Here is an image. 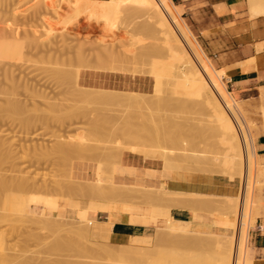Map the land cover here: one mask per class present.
Masks as SVG:
<instances>
[{
	"label": "bare ground",
	"instance_id": "bare-ground-1",
	"mask_svg": "<svg viewBox=\"0 0 264 264\" xmlns=\"http://www.w3.org/2000/svg\"><path fill=\"white\" fill-rule=\"evenodd\" d=\"M61 1L62 0H60L59 2L61 3ZM63 3H67V4H65L67 6H65V5L63 6ZM63 3H61V4H62L63 8L65 7V9H64L65 12H67L66 7H68L67 10H70V11H68V13H70V14L66 13V15H69V17L71 19L73 18V21H75V25H77V28L76 27L75 28L78 29V31H77L78 35H80L81 32L83 31L84 35H87V36H84L83 34H81L80 36L77 35L78 36V37L76 36L77 38L75 36H72V37L67 36V38L70 37V39L68 38L69 41L70 40L74 41L77 39L80 41L76 42V44H78V46L75 43H73L74 45L77 46L76 47V46H73L72 43H69L68 39L66 38L67 40L64 42H61V43L64 45L69 44V45H71V47L73 46L76 48L75 49L73 47L69 48V46L67 45L68 47L65 46L66 47L65 49H68V48L69 49L66 50L65 52H64V50H65L64 47L60 48L59 46L56 45L59 43V42H56L57 36L55 35L56 36V38H54L55 40L52 39V40H54L55 46H57L58 49L60 48V50H58L56 47H54V50H58V51H60V53L57 51L55 53H58V54L54 55V53H53V56L51 58L54 59V62L52 61V59H50V56H47L48 57L47 59H50V60H48V61H50V63L52 61L53 63H55L58 66L62 65V68H59L60 66L57 68L56 67L52 68V67H54L55 64L52 65V63H51L52 69L49 67L48 71L51 69V71L54 74H56L54 76L55 77L58 76V78H56L57 81H60V79L63 77V80H61V82L63 84L71 83V84L65 85V88H68L66 86H70V85L73 86V89L76 92V94H75L76 98L71 97L72 95H69L71 93L70 91L72 89L69 91V88H68L69 92H67V91L64 92L66 89L64 88L65 90H63V87L60 86V84H59L60 88H62V90H63V91H60V93H59V91H58V93H56L57 98L60 102L51 103V104H47V105H48V107L51 108V110H54V111L56 110L55 113H57V111H60L58 109L60 108V106H62V103L64 101L66 102V100H68L69 98L77 99L74 102H79L77 104V107H79V108H77V107L74 108L76 106L75 103L73 104V106L75 105L74 107L69 108V106L72 104L67 102V104H69L67 106L68 109H66L67 107L65 108L66 104L63 105L62 109H66L63 111V114H66V113L69 114L68 110H70L71 108H72L71 111L72 110H75V111L79 110L80 106H78V105L80 103H82L83 105L87 104L85 106H89V105L95 106L96 108H98V110H99V108L101 109L104 106H107V107H105V109L103 108L100 111L101 112H111V118H112V112H115V113L118 112L119 113V114L117 113L116 116H115V113H113L114 116L117 118V120H115L117 122H116V124L114 123L115 127H114V129L112 128V130H114L113 133L116 132L118 134V136L116 138H119V140H121V141L115 142L117 145L114 147V152H113V155L115 154V156H113L115 158V160L113 161L112 164L110 163L111 165L109 164L107 167L106 163H108L109 160L107 161L106 159H105L106 163H103V162L100 163V161H98L100 164L98 163L99 165H97V167H96V178H95V180L89 181V182H81V183L77 182L78 185L74 184V186H76V187H74V189H72L77 193L76 195H80L81 197L86 196V195L93 196L95 198L94 200H96V201H94L95 203L92 202V204L90 201V207H92V206L95 207L94 208V211H95L96 205L98 206V209H100V206H101L102 207V209H100L101 213L108 214V216H107L108 220L106 222L105 221H103V222L98 221L97 220L98 214H92L90 211H87V210H89L88 208H85L87 212H84L85 211L84 208H83L84 211H81L78 202L74 200L75 202H77V203H74V202H72L73 201L72 199L70 202L71 211H70L69 216H68V218H71V220H68L65 222L60 221V220L56 219L55 217L49 216L48 214H47V216H35V217H32L30 219L32 222H34L36 224L39 223L41 226H44L43 227L44 229L46 227H49V229L55 228V230L53 229L55 232L56 229L59 228V230L57 229V231H59V233H60V229H64V231L63 230L61 231L63 234H64V232H66L65 229H67L68 232L69 231L71 233L73 232L72 234L68 233V235H71L73 240L75 239V241L73 243H77L76 242V235H75V237H73L74 233L77 234V240H78V235H79V238H80L79 242L80 243L78 244V246H75V247H74V245L72 246L74 248V250L76 251V255L79 257L80 256L85 257V258L87 257V260H88V257H90L89 258L90 260L93 257L92 260H95V261H89V260L88 261H80L77 263L72 262L71 260H64V261H59L58 264H73V263H75V264H111V263H113V264H251L249 258H246V256H245V253H246L245 249L247 247V242L250 241V230L251 229L248 231V237H247L246 231L249 228V224H250V217H251V212L253 209L252 199H254V197H253L254 187H256L255 184H257V183H255V182L258 179V178L256 179V177H257V175H256L257 160H256L255 153L253 151L252 137L248 133V127L250 124L242 121L240 113L238 112V110L234 106L233 99L231 98L230 94H228L222 86L223 78L227 76L225 70L224 69H215L212 67V65L209 62H207L205 60V58L203 57V55L201 54V52L197 48L194 40L192 39V37L188 33L187 29L185 28V26L182 24L179 17L177 16V13L175 11L172 0H73V1L64 0ZM63 8H61V9H63ZM250 10H251L254 18L256 16L259 17L260 15H263L264 14V5L262 4V0H250ZM59 12H61V11H58L56 14H54V15H56V17H55L56 19L54 21L58 20L55 23V25L56 26L62 25V26H60V29H62V30H66L67 28L70 29V27L66 26V25H68L67 23H69V22H67L65 20V18L67 19L68 17L65 16V13L63 12V10H62V12L64 13V15H63V13H59ZM101 18H104L105 22L108 24L110 31H113L110 27H112V28L114 27L116 29H119L121 24L120 25H118V24L122 23L123 26L125 25L131 29L130 30L128 28L129 31L132 32L131 35L123 36L127 40H125V38L122 39L121 36H120V38L116 37L114 32L117 34V30L115 29L116 31L114 30L112 36L110 35V33H112V32L109 33L111 38L108 36H107L108 37L107 38L105 35H103V36L101 35L99 38L95 39V41L91 40L92 41L91 42L90 38H89L90 34L92 35V34L96 33L97 30H98L97 31L98 33L100 32L99 29H97V27H99V26H97L95 28L94 26L96 24L93 26L92 22L94 21V19L99 21ZM83 20H85V22L81 23V21H83ZM54 21H52V22H54ZM73 21H72V23H74ZM69 25H71V24H69ZM81 25H83L84 27H81ZM114 25H116V26L118 25L119 28L114 26ZM65 26L67 28H65ZM123 26L121 27V29L123 28ZM89 27H91L90 31L92 29H94V30H92L93 33L89 32V30H88ZM108 27L106 28V30L108 29ZM81 28H86L87 30L84 31ZM76 29H75V31H76ZM80 29H81V32H80ZM108 32H109V30H108ZM108 32H107V35H108ZM4 33L6 34V30ZM136 33L137 34L138 33L139 34H146V35H143V37L145 36V39L144 38L143 39L144 40H152V41L144 42V40L141 39L142 35H140L141 37L138 36V38L135 37V36H137ZM133 34H135V35H133ZM147 34L151 35V36H147ZM1 35H3V32ZM62 35H63V33H62ZM3 36H0V39H2V38L4 39V41L3 40L0 41V69L3 70V73L5 74L6 78L9 79L10 85H12V86L10 87V85L8 84V81H6L5 84H6V86L8 84V87H10V88H14L13 91L16 90V93L18 92L17 89H19L20 87H22V89L24 88L25 92H26L24 95H25V98H27V101H25V100L23 101L21 99L20 100L19 99L13 100V97H12V101H10L9 100L10 98H8V100L10 101V102H8V100L6 98L7 101L4 99L6 101V102L5 101L4 102L7 104H4V107H6V105H8V104H10V105L7 106L5 111L3 110L4 107L1 108L0 112L1 111L6 112V110H7L6 113H7V115H9L8 112H10V110H11V113L16 115V117L17 116L23 117L25 115V118L29 117V115H31L32 117L31 118L29 117L30 122H31V120H33L32 122H34V119H33L34 116L30 112H28L29 109H27V108H28L30 103L35 105L38 97L45 98V96L40 95V93H38L36 91H30L31 88L28 87L29 86L28 84L25 83V85H24L22 83V81L20 82V81H18L17 78H15L16 76L14 77V74L11 71V69L6 66V65L12 66L13 65L12 62H11L12 65L10 63H8V64L5 63L3 65L2 62H4V60H21L23 58V53H24V52L22 53L21 50L23 49V47H25L23 45L25 40H29V41H31V40L37 41L38 40L37 43H39V45H40L39 47L41 48V44L39 42V41H41V38L39 40L38 38L35 39L36 36L35 37L30 36L31 37V39H30L28 36V38H26V39L23 38L24 42L22 44V41H21L22 36H21L18 39L21 42V44L23 45V46L21 45L22 49H20V46L16 42H10L9 39H8V42H6L7 40H5V39H7V38L5 36L4 37ZM58 36H60V34ZM63 36L61 38H63ZM113 36H115V37H113ZM18 37L19 36L16 35V38H18ZM73 37H75V38L72 40L71 38H73ZM94 38H96V36ZM64 39H60L59 41H62ZM44 40H46V39H44ZM28 42H25V43L30 44V46H31L32 41L30 43H28ZM65 42H68V43H65ZM118 42H119V44H118ZM34 43H32V44L35 45L36 43L35 44ZM41 43H43V42H41ZM36 45L38 46V44H36ZM262 45H264V44H262ZM44 47H43V51L46 50V49H44ZM61 47H62V45H61ZM49 49H51V48L49 47ZM92 49H95L97 52L95 50H92ZM34 50H35V47H34ZM54 50H51V51H54ZM89 50H91L90 51L91 53L87 52ZM258 50H261V46L258 48ZM32 51H33V49H32ZM35 51H33V52H35ZM40 51H41V49H40ZM28 53L31 54V52H28ZM28 53H26V54H28ZM39 53H41V52H39ZM32 54H34V53H32ZM36 54H37V52H36ZM69 55H70V58L68 61L65 59H61L62 57L64 58V56H69ZM24 57H26V55ZM71 60L72 61L75 60L76 63L72 62V64L70 65L71 68L69 70H68V68L64 69V67L67 66L68 62ZM46 69L47 68H45V70ZM60 71L63 72V75L61 74L62 72H60ZM105 72L117 73L118 75H121L124 77H128V76H126L127 73H131L135 76V77H133L134 79L140 78V75H147V76H149V80H153V84H152L151 88H148L146 86H139V85L136 86V85H128V84H124L122 86H119L116 83H107L104 81H100L96 76H94L96 74H103ZM59 73L62 75L61 78H60L61 75L59 76ZM4 74H2V75H4ZM106 74H108V73H106ZM50 75L52 76L51 73H50ZM91 77H93V79ZM22 84L24 85V87ZM0 86H1V84H0ZM8 87H6V88H8ZM2 90H4V89H2ZM5 91L6 90H4L3 92H5ZM22 91H20V92H22ZM0 92L2 93V91H0ZM7 92H8V89H7ZM65 93H68V95L70 97L68 95H65V97L68 96L69 98L66 97L65 98L66 100L61 102L64 98L62 99L61 98L62 95H60V94H65ZM72 93L74 94V92H72ZM151 93H152V95H151ZM21 94H23V93H21ZM14 95H15V93L12 96H14ZM10 96H11V94H10ZM18 96H19V94H18ZM16 97L14 96V98H16ZM72 99H70V101H72ZM173 99H178V100L180 99L181 101H183V103L187 99V102H185V103H189V102H192L193 104L196 103V105H194V106L200 105L201 107L200 106L199 107L203 108L200 111L203 112V110H206L205 111V114L207 115L206 116V118H207L206 122L209 123V125L212 123V121L215 122V124L214 123H212V124H214L215 129H217V133L219 132L218 136H219V134H220V136L224 134L223 136L226 138L228 143L222 142L224 139L223 136H222L223 139H222V137L219 136L222 139V141H221V139H219V140L222 143H224V146L226 145V148H227L226 150L229 149V146L231 148V152H230V150H228L227 152H230V154L228 153V156H230V157L232 156V159L229 157L228 160H230L229 164H231L230 165L231 174H233L235 176V178L233 179V180H235L234 183H236L238 181V179L241 181V179L245 177V173H246V177H245L246 183L244 185V192H243V198H242V204H241L242 208L240 207V203H241V201H240L241 191L240 190L235 195H228L226 200L222 198L223 200H225L223 202L224 203L223 205L225 207V208L223 207L224 213L221 212L222 216L218 215L215 223L219 226H223L224 228L231 229L232 231H234V234H232V235L218 234V237H221V240L219 238L220 242H219L218 238H216L215 235H212L211 238L208 236L209 239L206 236L207 240L205 238H203L202 234L206 232V223L201 222V221H193L192 228H178V227L171 226L172 221L177 219L172 215V212H171L172 207H174V208L176 207L177 209L181 208L182 210L184 208L191 207V206H188L190 202H188L189 200L187 197H186L187 201L183 197L180 198L179 195L181 193L179 192V190L169 189V188L164 190V189L156 187V186L136 187V186H131V185H127V184H122V183H119L115 180V176H116L117 171L130 170V169H135V168H142V169L148 170V173L150 176H156V175L161 174L163 176L171 177L174 173L173 172L174 170H176V169L180 170V168H184L182 166L185 164H182V163H184V161H186V160H188L186 162H189V161L194 162L196 160V162L200 165V168L202 167L201 169L196 168V170H198V171L201 170V171H199L200 173L202 172V173L206 174V172H207L208 174L213 173L210 175H215V171L217 172L216 167H218V165L217 164L213 165V167L216 170L213 167H211V164L208 165L209 163L212 162V161L210 162V158L208 156H207L208 159L206 158L207 161L204 160V164H203L202 160L205 159V157H206L204 155L205 157L203 159L201 158L202 157L201 155L203 153H201V155H200L201 157H200L198 155V153L197 154L195 153V149L193 150V148H192L194 153L199 156L198 160L201 159L198 162L196 155H194L195 159L193 158V160H191L192 158H190V156H187L189 153H187L186 156H185V154L180 155L179 153H178L179 154L178 155V154H176V151L173 149L174 146L171 148L172 145L176 144L175 142H178V141H176L177 137H172L173 136L172 133L174 131L171 133V131L167 130L168 127H170L169 125H172L170 119L168 120L167 118H165L166 115L165 116L163 115L164 117H162L160 114H161L163 108L167 109V111H168L167 113H169L171 108L169 107L170 110H168V108H166V107L169 106L170 103H172ZM175 103H176V101H175ZM1 105L2 104H0V106ZM181 105H182V103H181ZM173 106L174 105H172L171 107H173ZM186 106H187V104H186ZM190 106H192V105H190ZM9 107H10V110L8 111ZM95 107H93V109H95ZM81 108H82V106H81ZM91 109H88L87 111L93 113ZM89 110H91V111H89ZM102 110H104V111H102ZM148 110L150 113H148ZM188 110H190V109H188ZM65 111H67V112H65ZM75 111H73V112H75ZM84 112H86V111H84ZM84 112H82V115H86V114H83ZM96 112H98V111H96ZM11 113H10V115H11ZM77 113H79V111H77ZM47 114H48V112L46 113V115ZM59 114H60V116L63 115L60 112H59ZM68 114H66L67 117H65L66 116L65 115L64 118L70 119L74 113L71 112L72 116L69 114L70 117H68ZM79 114L81 115V112ZM94 114H95V110H94ZM98 114H100V113H98ZM165 114H166V111H165ZM181 114H184V113H181ZM5 115H6L5 113H4V115H3V113L1 114V116H3V117ZM7 115H6V117H7ZM57 115H58V113H57ZM74 115H75L74 117H76V114H74ZM87 115L89 116V113ZM92 115L90 114V116H89L90 120L92 119V117H94ZM103 115H104V117L106 116L105 114H103ZM178 115H177V117H179ZM45 116L43 115V118ZM60 116H58V117H60ZM109 116H110V114H109ZM22 117H19V118H21V120H23V123H25V121L28 120V118H26V120H24V119H22ZM101 117H102V115H99V119H96V120H103L104 118L100 119ZM47 118H49V115H48V117L46 116V119ZM60 118H62V117H60ZM95 118H98V117H95ZM95 118H93V120H91L90 122L87 120L89 122L88 124H90L93 121L91 124L94 125V119ZM204 118H205V116H204ZM211 118H213V119H211ZM0 119H1V117H0ZM2 119L4 120L5 118H2ZM12 119H10V121H12ZM52 119H55V117ZM208 119H209V122H208ZM61 120H60V122H61ZM111 120H114V119L112 118ZM4 121H2V122H4ZM14 121H16V120H14ZM52 121H54V120H52ZM106 121H108V122H106ZM210 121H211V123H210ZM2 122H1V124H2ZM7 122H8V120H7ZM18 122H20V121L18 120ZM35 122H36V118H35ZM55 122H57V120H55ZM105 122H106V124L109 123V118H108V120L106 119ZM176 122H174V120H173L172 123H176ZM10 123L12 124V122H10ZM20 123H21V131H22L23 125H22V122H20ZM26 123H27V121H26ZM96 123H98V121ZM99 123L101 124L102 122H99ZM4 124H2L1 127L2 126L6 127ZM9 124L6 123V125H9ZM15 124H17L18 127L20 126L19 123L14 122V125ZM111 124H113V122L112 123L110 122L109 126ZM95 125H97V124H95ZM243 125H244V128H243ZM12 126H13V124H12ZM100 126H98L96 128L98 129ZM30 127L28 125V128H30ZM90 127H92V126H90ZM103 127L105 128L106 126H103ZM194 127H196V126H194ZM197 127H199V126H197ZM24 128L26 130L27 125H25ZM92 128H90V129L92 130ZM107 128L108 127H106L105 131H101V129H100V131L105 132V134H107L108 133ZM179 128H180V126H179ZM4 129L5 128H3L2 130H4ZM95 129H93L91 131L92 133L95 131L94 134L96 132H98ZM176 129H175V131H176ZM18 130H19V128H18ZM102 130H104V129H102ZM112 130H110V131L112 132ZM220 130L223 134L220 132ZM0 131H1V129H0ZM106 131H107V133H106ZM185 131L187 132V130H185ZM2 132H1V134H2ZM182 132H183V130H182ZM183 133H185V132H183ZM193 133H195V132L193 131ZM200 134H202V133H200ZM95 135L98 136L99 134H95ZM214 135H212V139H213ZM102 136H104V135L102 133H100V136H98V137L101 138ZM105 136H107V135H105ZM174 136H177V135L174 134ZM0 137L2 138L4 136H0ZM98 137L95 136V139L93 137H92V139H94V141H95L97 138L96 141L100 140V142H104L103 139L98 140ZM108 137H111V136H108ZM89 138H88V140H87V138H85L84 140L77 142V143H70V142H67L65 140H63V141L61 140L62 142L58 141L60 143H57L59 145L56 144L59 147V151H57V152H61L60 151V148H61L62 152L64 149H65L64 152L65 151H67V152L72 151L71 152L72 155H73V153H74V155L76 154L78 157L76 155H75V157L78 159H80V158L85 159V157H89V156H92V157L95 156L96 157L98 155L99 151L97 152L95 150L99 149L98 146L100 144L99 145L96 144L97 148H95V146L94 147L91 146V144L93 145V143L90 144L88 142ZM116 138L114 136V139H116ZM192 138H191V140H192ZM0 140H2V139H0ZM3 140H4V138H3ZM104 140L106 141V138H104ZM111 140L112 139H110V141ZM194 140H195V138H194ZM194 140H193V142H194ZM210 140H209V142H210ZM107 141H108V139H107ZM198 141H200V140H197L196 143H198ZM202 141H204V140H202ZM5 142L6 141H2V144H0V145L3 146L5 144ZM117 142H119V145L117 144ZM168 142H169V144L172 143V145H170V147H167L168 145L167 146L165 145ZM190 143H191V141H190ZM212 143H214V142H212ZM212 143L209 145L212 146L213 145ZM185 144H187V143H185ZM227 144H228V147H227ZM179 146H180V144H179ZM205 146H203V147L205 148ZM215 146H216V143H215ZM58 147L56 148V146H55V149H58ZM68 147H70L69 150H67ZM203 147H202V150H204ZM107 148H109V147H107ZM110 148H111V150H113L112 147H110ZM183 148H184V146H183ZM0 149H1V147H0ZM10 149L8 148V150H10ZM52 149H54V148H51V150ZM102 149L105 150L104 147ZM185 149H186L185 151L187 152L188 150L186 147H185ZM188 149H189V147H188ZM198 149H199V147H198ZM1 150H0V152H2ZM6 150H7V148H6ZM6 150H5V152H6ZM109 150L110 149H108V151ZM214 150H215V148H214ZM45 151L47 152V150H45ZM106 151L107 150L100 152V154L98 156L100 157L101 153H103V157L105 156V158H107L106 157V153H107ZM190 151H191V148H190ZM40 152H42V151H40ZM44 152H43V154H45ZM54 152H56V150ZM201 152H203V151H201ZM208 152H209V150H208ZM3 153H4V151H3ZM7 153L9 156V151ZM204 153H205V151H204ZM231 153H233V155ZM46 154L49 155L48 153H46ZM60 154H62V153H60ZM65 154H67V153L65 152ZM205 154H209V153H205ZM38 155H41V154H38ZM109 155L112 157V152H111V154H108V158H109ZM191 155H193V154H191ZM10 156H9V158H10ZM13 156H14V153H13ZM70 156L71 155H69V157ZM122 156H124V157L122 158ZM1 157L5 161L6 158H3L4 156H0V158ZM61 157L65 158V160L62 158L63 162L64 161L68 162V159H67L68 155H66V157H65V155H62ZM71 157L74 158V156H71ZM99 157L97 159H102V161H103V157L102 158H99ZM111 157H110V159H113ZM187 157H189V158H187ZM72 158H71V160H69V163L73 161ZM90 158L91 157H89V160H90ZM120 158H122V160ZM181 158L182 159L185 158V160L184 159L182 160ZM218 159L216 158L215 160L218 161ZM58 160L60 161V159H58ZM212 160H213V158H212ZM180 161H182V163ZM7 162H8V159L5 163H7ZM67 162H65V163H67ZM179 162H180V164H179ZM206 162H207V164L205 165ZM230 162H232V163H230ZM5 163L3 162L2 164L4 165ZM59 164H58V166L61 168L62 164H61V166ZM178 164L179 165L182 164L181 167L179 166L180 168L178 167ZM212 164H214V163H212ZM69 165H72V163ZM201 165H205V166H201ZM207 165L211 167L210 170H209V167ZM2 166H0V167H2ZM105 167H107V168H105ZM188 167H190V166L188 165ZM188 167H186V168L188 169ZM232 167L235 171H233V169L231 170ZM63 168L65 169V167H63ZM191 169L188 171H191ZM213 169H214V171H212ZM67 170H68V168L65 170L66 173H67ZM70 171L71 170L69 168V172ZM104 171L110 173V177L105 178L103 175ZM232 171L236 172L235 174H237V177L234 173H232ZM244 171H245V173H244ZM180 172H182V171H180ZM243 174H244V177H243ZM62 175H63V173H62ZM217 175H219V174H217ZM57 177L58 176H56V178ZM68 177H70V173H69ZM27 178H29V177L27 176ZM232 178H231V181H232ZM8 179H9V177H8ZM15 180H18V179H15ZM24 180H25V177H24ZM55 180H57V179H55ZM5 181H6V178L4 181L1 180L0 185L4 186V188H6L8 190L7 186H5V185L9 182L8 181L5 182ZM11 181H14V180L12 179ZM19 182H18V184H19ZM27 182H28V180H27ZM24 183H23V185H24ZM28 183H30V182H28ZM62 183H64V181H62ZM62 183H60L61 186H62ZM10 184H12V183H10ZM10 184H8L9 187H10ZM18 184H16L17 187H18ZM29 186H31V185H29ZM44 186H45V184H44ZM61 186H60V188H61ZM60 188H58V189L60 190ZM10 189L11 188H9V192L12 193V190L10 191ZM14 189H15V187H14ZM19 190H20V188H19ZM3 191H6V190H2V192ZM55 191H57V190H55ZM47 192H48V190H47ZM4 193L5 192H3V194ZM45 196H47V195L45 194ZM177 196H179V197H177ZM76 197L79 198V196H76ZM93 197H91V198H93ZM210 197H211V195H210ZM1 198L2 197H0V199ZM87 198L85 197V199H87ZM179 198L182 200V202ZM196 198H198V197H196ZM224 198H226V197H224ZM206 199L203 198L201 200V198L200 199L198 198L200 203H201V201H205ZM219 199H221V197H219ZM183 200L185 202H183ZM209 200H211V201L209 202ZM21 201L22 200H19V202H21ZM206 201H207L206 204L208 205L207 206L208 211H209V208H210V210L211 209L213 210L212 212H215L214 209H216V213H217V209H219L218 206L220 204H216L217 208H214L215 200L207 199ZM41 203H46V199L38 198L35 200L34 198L30 197L29 200H27V202L25 203V205H15V210H19L20 212H29L28 210L32 206H35V208H37V209H35L34 212L38 213V208H39V205ZM81 203L84 204V202H81ZM86 203H88V202H86ZM127 203H130V205L132 204L133 206L132 205L128 206ZM184 203H185V205L187 204V206H183ZM192 203H193V201H192ZM208 203L213 204V205L211 206ZM215 203H218V202L216 201ZM88 204H86V205H88ZM195 204H193V205L195 206ZM190 205H192V204L190 203ZM1 206H2V204H0V207ZM196 206H198V204H196ZM196 206L191 207V208H193V210H194V208H196ZM200 207L201 206H199V210H201ZM239 207H240V215H239ZM118 208H120V209L126 208V210L129 212V217H130L129 221L131 223L149 224L154 219H167L169 225L167 228H162V227L157 228L155 240H154L155 246L151 245V246L145 247V246H137V245H133V244L119 243V244H115V246L109 247L108 251L106 252V254H107V256H106L105 252L102 253V250H103L102 241L104 240V238H106V240H107V238L110 237L111 227H113L112 226L113 223L119 219L118 217H115V215H114V210L118 209ZM98 209H97V211H98ZM195 210H198V209H195ZM0 211H2L1 208H0ZM218 212H219V210H218ZM1 214H2V212H1ZM2 217H3V215L0 218H2ZM82 218H85L87 220L82 221ZM190 219L193 220V215H191ZM39 224H37V225H39ZM55 234L57 235L56 232H55ZM51 235L52 234H50V236ZM64 235L66 237H68L67 240H65L66 237L62 236V238L63 237L65 238V239L63 238L64 241L70 243L71 239L69 238V236H67V234H64ZM212 237H215L216 240ZM236 237H237V239H236ZM40 238H41V235H40ZM57 238L59 240V238H61V236L59 235V237H57ZM62 238L60 239V242L58 241L57 243L61 244ZM54 239L55 238L52 239V242L54 241ZM69 239H70V242H69ZM211 239L214 242V246L216 245L215 247L216 248L218 247V249H215V247L213 246V243L211 242ZM209 240L211 242L210 244H209ZM56 241H57V239H56ZM215 241L219 242V244L216 243ZM65 242H63V243H65ZM54 243H56V242H54ZM54 243H51V244H53V246H55V250H58V248L60 249V247L63 244L62 243L60 246L58 244L54 245ZM73 243H70L69 246H67V247H70V245H72ZM84 243L86 246L84 245ZM87 243H89V244L91 243L90 244L91 246L90 247L87 246ZM56 245H58V248H56L57 247ZM66 245H67V243H66ZM211 246L214 247L215 250H213V248H211ZM63 247H65V245H63ZM72 247L69 248L70 251H71ZM113 247H116V248H113ZM202 247L203 248L205 247L204 248L205 251L200 252L202 250ZM207 247L209 248V250L211 248V250H210L211 252L213 251V253H211L212 257L209 256L210 254L207 255V253H205V252L209 251ZM198 248L200 249L199 251L197 250ZM64 249H61V250H64ZM206 249H207V251H206ZM217 250L219 251V253H217L218 252ZM66 251H68L67 248H66ZM103 251H106V250H103ZM90 254H92V255L95 254V257H96V255L97 256H99V255L103 256L104 261L98 260L97 259L98 257H96L94 259V255L91 256ZM214 254H215V256H216V254H217V256L220 255L219 259L217 258V256H216V259L214 258L216 260L215 262H213V259H212ZM70 255L74 256V254L73 255L69 254V256ZM105 256L107 257L108 261H105V259H106ZM14 261H16L17 264H20L23 260H22V258H20V259L17 258ZM109 262H111V263H109Z\"/></svg>",
	"mask_w": 264,
	"mask_h": 264
},
{
	"label": "rangeland",
	"instance_id": "rangeland-1",
	"mask_svg": "<svg viewBox=\"0 0 264 264\" xmlns=\"http://www.w3.org/2000/svg\"><path fill=\"white\" fill-rule=\"evenodd\" d=\"M59 1L58 0L57 1L56 0H53V1L52 0H0V36H3V35L5 36L7 34L5 36L7 38V39H5V40H7L6 42H8V39H9L10 42H16L20 46V49H22V46L23 45L25 46L21 50L22 53L24 52L23 53V58L21 60H4V62H2V64L4 65L5 63L6 64L10 63L12 65V63H13L12 66H8V65H6V66L11 69V71L14 74V77L16 76L15 78H17L18 81H20V82L22 81V83L24 85H25V83L28 84L29 85L28 87L31 88L30 91H36V92L40 93V95L45 96V98L38 97L37 98V102L35 103V105L32 104V103H30L29 106H28V108H27V109H29L28 112H30L34 116L33 117L34 122H32L33 120H31V122L33 124L30 122V119H29V117L30 118L32 117L31 115H29V117H26V118H28L29 121L26 120L25 115L23 117L22 116H17L16 117V115H14V114L11 113L10 107L8 109V111L10 110V112H8V113H9V115L11 113L12 116L11 115L10 116L7 115V113H6L7 110H6V112H4V111L7 108V106L10 105V104L6 105V107H4V104H7L5 102L8 100V98H10L9 99L10 101H12V97H13V100H15V99H19L20 100L21 99L23 101L24 100L27 101V98H25V95H24L26 93L24 88H23L24 90L22 89V87H20L19 89H17V91H18L17 93L19 94V96L16 93V90L13 91L14 88H10L12 85H10L9 79L6 78L5 74L3 73V70L0 69L1 70L0 71V84H1L0 91H2V93L0 92L1 93L0 94V98H1L0 99V104H2L0 106V109L4 107L3 108L4 111H1L0 112V117H1V119L2 118H5L4 119L5 121L3 119L2 120L0 119L1 120L0 121V129H1L0 134L3 131L0 136H4L2 138L0 137V139H2V140H0L1 141L0 144H2V141H6L5 144L3 143L4 144L3 146L0 145V147L2 149V150L0 149L2 151V152H0V156H4L3 158H6L5 161H4V159H2V157L0 158V161H1L0 162V166H2L3 165L2 163L3 162L5 163L7 161V159H8V162L5 163L2 167H0L1 168L0 169V181L1 180L4 181L5 178H6V181L5 182H7V181L9 182V183H7L5 185V186H7L8 190L6 188H4V186H1L0 185V188H1L0 189V192H1L0 193V197H2L0 199V204H2V206H3V207L2 206L0 207L1 210H2V211H0V217L3 215V217L0 218V264H17L16 261H14L17 258H19V259L22 258L23 261L20 264H58L59 261H64V260H71L72 262H76V263L77 262H80V261H88V260L89 261H95V260H92L93 257L91 258V260L89 259L90 257H88V260H87V257L86 258L85 257H82V256L79 257V256L76 255V251L74 250V248L72 246L73 245H74V247L75 246H78V244L80 243L79 242L80 241L79 235H78V240H77V234L74 233L73 237H75V235H76V242L77 243H73L75 241V239L73 240V238L71 237V235H68V233L70 234L71 232L70 231L68 232V230L65 229L66 232H64V234H67V236H69V238L71 239V242H70V239H69V242L70 243H73L72 245H70V247H72L71 248V251L73 250L71 252L69 250L70 247H67V246H69L70 243L64 241V239H65L64 237H66V236L61 232L62 230L64 231V229H60V233H59V231H57V229L59 230V228H57L56 231H55L57 233V235H56L55 232H54L55 228H53L54 230L52 228L49 229V227H46L44 229L43 228L44 226H41L39 223H37V224H39V225H37L36 223H34V222H32L30 220L32 217H35V216H47V214L49 216H51V217H55L56 219H58L60 221H64L65 222V221L71 220V218H68L69 213L71 211V208H70L71 199L73 200L72 202H74V203H77L78 202L81 211H84L83 208L84 209L85 208H88L89 210H87V211H90L92 214H99V213H101V210H100V209H102L101 206H100V209H98V206L96 205V210L95 211H94V208L95 207H93V206L90 207V201H91V204H92V202L96 201V200H94L95 198L93 196L86 195V196L81 197L80 195H76L77 193L74 190H72V189H74V187H76V186H74V184L76 185L77 182L78 183H81V182H89V181L95 180V178H96V167L101 162L106 163L105 159L107 161L109 160V162L106 163L107 167H108V165L110 163L112 164L113 161L115 160V158L113 157V156H115V154L113 155L114 147L117 146L115 142L116 141H119V142L121 141V140H119V138H116L118 136V134L116 132L113 133L114 130H112V128L114 129V127H115L114 123L116 124V122H117V121H115V120H117V118L115 116H116V114L118 112H116V113L115 112H112V118L114 120H111L112 119L111 118V112H101L100 111L103 108L105 109V107H107V106H104V107L102 106L103 108H101V109L99 108V110H98V108H96L95 106H90V105L89 106H85L87 104L83 105L82 103H80L78 105V106H80V109L79 110H76V111L75 110H72L71 111L72 108L70 110H68L70 115H71V112H72V113L76 114V117H74L75 115L73 114V116L71 115L73 118L72 117L70 119L69 118L68 119L64 118V116L66 114H68V113L63 114V111L66 110V109H68L67 106L69 104H67V102L70 103V104H72V105L69 106V108L70 107H74L75 105L76 106L74 108H76L77 107V104L79 103V102H74V101L77 100V99H75L76 98V95H75L76 92L73 89V86H71V85L70 86H66V87L69 88V91L72 89L70 91L71 93L69 95H72L71 97H75V98H73V99L72 98H69L70 96L68 95V93L60 94V95H62V97L61 96L60 97L62 99L64 98L61 102H63L64 100H66L65 98L68 97V96H69L68 97L69 99L66 100V102L64 101L65 103L64 102L62 103V106H60V108L58 109L60 111H57L58 115H57V113H55L56 110L55 111L54 110H51V108L48 107V105H47V104H51V103L60 102L58 100V98H57L56 93H58V91L60 93V91H63L65 89L66 90L64 92H66V91L69 92L68 91V88H65V85L71 84V83H68V84L65 83V84H63L61 82V80H63V77H62L63 72L62 71H60V72H62L61 73L62 75L59 73V76L61 75L60 78L61 77L62 78L61 79L59 78L60 81H57L56 78H58V76L55 77L54 75H56V74H54L51 71V69L52 68H55V67L57 68L59 66H60L59 68H62V65H59L58 66L55 63H53L54 62V59H52L51 57L53 56V53H54V55L55 54H58V53H55L56 51L60 53V51H58V50H60V48H63L64 47V49H65L66 48L65 46H67V45L69 46V48L71 47V45H69V44H67V45L65 44L64 45V44L61 43V42L66 41L68 38L70 39V37L67 38V36H71V37L72 36H75L76 37L78 35V33H77L78 29H76L77 28V25H75V21H73V18L71 19L69 17V15H66V13L67 14H70V13H68V11H70V10H67L68 7H66L67 8L66 9L67 12H65V10H64L65 7L63 8L62 7V4H61V3L64 2V0H62L61 3ZM67 1H69V0H67ZM71 1H73V0H71ZM65 4H67V3H63V6ZM262 4L264 5V0H262ZM65 6H67V5H65ZM61 8H63V9H61ZM248 8H249V15L251 17H253L252 12L250 10V0H249ZM62 10L65 13V16L68 17L67 19L65 18V20L67 22H69V23H67L68 25H66V26L70 27V29H68L65 26V28H67V29L66 30H62V29H60V26H62V25H60V26H58V25L56 26L55 25V23L58 20L54 21L56 19L55 18L56 15H54V14H56L58 11H61L59 13H63ZM179 10H180V14H181V19L193 31L192 26L183 17V10L180 7H179ZM64 13H63V15H64ZM260 16H262V15H260ZM52 21H54V22H52ZM72 21L74 23H72ZM84 22H85V20L81 21V23H84ZM69 24H71V25H69ZM120 24L122 25V23H119L118 25H120ZM92 25L93 26L95 25L94 26L95 28L97 26H99V27H97V29H99L100 32L98 33L97 32L98 30L96 29L97 30V31L95 30L96 33H94L92 35L90 34V37H89L90 38V41L91 40L92 41L93 40L95 41V39L99 38L101 35L102 36L105 35L106 37L108 36V37L111 38V36L113 35L114 30L116 29L114 27L113 28L110 27L113 30V31H110V29L108 27V24L105 22L104 18H101L99 21H97V20L94 19V21L92 22ZM118 25L117 26L114 25V26L118 27ZM121 25H120V28L118 27L119 29H116L117 30V34L115 32H114V34H115L116 37H119L120 38V36H121V38L123 39V38H125L123 36H129V35H131L132 32L129 31L130 28L127 27V26H125V25H124L125 27L122 25L123 26V28H122L123 30H122L121 29V27H122ZM81 27H84V26L81 25ZM107 27H108V29L106 30ZM90 28L91 27L88 28L89 32L90 33L91 32L93 33L92 30H94V29H92L90 31ZM75 29H76V31H75ZM81 29H83L84 31L87 30L86 28H81ZM81 29H80V32H81ZM5 30H6V34L4 33ZM108 30H109V32H108ZM106 31L108 32V35H107V32ZM2 32H3V35H1ZM82 32H81V34L84 35V32L83 33ZM110 32H112V33H110ZM62 33H63V35L65 34L66 36L64 35L65 36L64 37L62 35ZM109 33H110L111 36L109 35ZM193 33L195 34V36H196L198 42L200 43V45L204 48V50H205L206 54L208 55V57L211 58V56L208 54V52H207V50L205 48V45L203 44L202 40L199 38V36H197V34L194 31H193ZM59 34H60V36H58ZM97 34L98 35L100 34V35L98 36ZM138 34L136 33V35H137V36H135L136 38H138V36L141 37L140 35H142V38L141 39H143V38L145 39V36L143 37V35H146V34H139V35ZM16 35L19 36V37L16 38ZM55 35L57 36V38H56ZM61 35L63 36V38H61L62 37ZM80 35H78V36H80ZM133 35H135V34H133ZM21 36H22V40L21 39L20 40L22 41V44L24 42L23 41V38L26 39V38H28V36H29L30 39H31L30 36H34V37L36 36L35 39L38 38L39 40L41 38V41H39L40 44H41V48L39 47L40 46L39 43H37L38 40L37 41L35 40L36 42L34 40H31L32 42L29 41V40H25V42H28V41H29L28 43L31 42V46L32 47L30 46V44H27L25 42L22 45L21 42L18 40ZM84 36H87V35H84ZM95 36H96V38H94ZM115 36H113V37H115ZM147 36H151V35H148L147 34ZM75 37H73L71 39L73 40ZM54 38H56V40H57L56 42H59L58 44H56L57 46L60 47L59 49L57 48V46H55V43H54V40L55 39ZM44 39H46V40H44ZM52 39H54V40H52ZM60 39H64V40L59 41ZM69 39H68V42L69 43H72L73 46H76V45L78 46V44H76V42H79L80 40H78V39L77 40H74V41H71L70 40L71 41L70 42ZM2 40L4 41L3 38L0 39V41H2ZM125 40H127V39L125 38ZM33 41L36 44H38V46ZM149 41H152V40H144V42H149ZM41 42H43V43H41ZM68 42H65V43H68ZM32 43H34L36 46L33 45ZM73 43H75L76 45H74ZM118 44H119V42H118ZM61 45H62V47H61ZM260 46H261V49H264V45L261 44V45H259V47ZM34 47H35V50L36 51L34 50ZM43 47H44V49H46L45 51H43ZM49 47L51 49H49ZM54 47H56L58 50H54ZM76 47H73V48L75 49ZM197 48L199 49V51L201 52V54L203 55V57L205 58V60L208 62V60L205 57V55L203 54L200 46H197ZM32 49L35 52H33ZM40 49H41V51H40ZM68 49H65L64 52L66 50H68ZM51 50H54V51H51ZM92 50H95V49H92ZM27 51L28 52H31V54L28 53ZM90 51L91 50H89L87 52H90ZM36 52H37V54H36ZM39 52H41V53H39ZM26 53H28V54H26ZM32 53H34V54H32ZM25 55H26V57H24ZM47 56H50V59H52L53 62L51 61V63H52V65L55 64L54 67H52L50 61H48L50 59H47L48 58ZM69 58H70V55L69 56H64V58L62 57L61 59H65V60L68 61ZM211 60L213 61L212 58H211ZM72 62L76 63L75 60H73V61L71 60V61L68 62V65H67L68 67L65 66V65H64L65 67L63 66L64 69L65 68H68V70H69L71 68L70 65L72 64ZM49 67L50 68L52 67V68L48 71ZM45 68H47V69L45 70ZM50 73L52 74V76L50 75ZM105 73H111L112 74V72H105ZM2 74H4V75H2ZM113 74H117V73H113ZM126 76H128L129 78L135 77L131 73H127ZM140 77L141 78H147L150 86L152 87L153 80H149V76H147V75H140ZM6 81H8V84L10 85V87H8V84L6 86V84H5ZM59 84H60V86L63 87V90H62V88H60ZM24 85H23V87H24ZM6 87H8V88H6ZM225 88H226V91H228L229 93H231L233 95H237V93H232L231 90L228 89L227 85H225ZM2 89L6 90V91L3 92L4 90H2ZM7 89H8V92H7ZM20 91H22V92H20ZM13 92L15 93L14 96L15 97L17 96L16 98H14V96H12L14 94ZM72 92H74V94ZM261 92L259 94H256L249 101L239 99V104L234 102V106L238 110V112L240 113L242 121L250 124L249 127H248V133L252 137L253 151L255 153L256 160H257V166H256V175H257V177H256V179L257 178L258 179L255 182L257 184H255L256 187H254V193H253L254 194L253 195L254 199H252L253 209H252V212H251L249 228L247 229L246 234H248V231L250 229L252 230V229H254L257 226L258 221L262 220L264 222V160L257 153V149H256V147L254 145V140H255L254 139V134H256L257 128L260 129L259 135L264 134V93H261ZM9 93L11 94V96H10ZM21 93H23V94H21ZM65 95H68V96L65 97ZM151 95H152V93H151ZM6 98H7V100H6ZM70 99H72V101H70ZM9 100H8V102H10ZM175 101H176V103H175ZM185 102H187V99L185 100ZM185 102L183 103V101H181L180 99L179 100L178 99H173L172 103H170V105L166 107V108H168V110H170V108H171V110L169 111V113H167L168 112L167 109L163 108V110H162V112L160 114L162 117H164L166 115L165 118H167L168 120L170 119L172 125H169L170 127H168L167 130L171 131V133L174 131L172 133V135H173L172 137H177L176 138V141H178V142H175L176 144H174V145H172V143L169 144V142L167 144H165V145L166 146L168 145L167 147H170V145H172L171 148L174 146L176 149L174 147H173V149L176 151V154H178V153L180 155L185 154V156H186L187 153H189L187 156H190V158H192L191 160H193V158L195 159L194 155H196L197 153H198L199 156L201 155V153H203L201 155L202 157L200 156L202 159L206 156L205 159L202 160L203 161L202 162L203 164H204V160L207 161V159L209 157L210 158V162L211 161L212 162L211 163L208 162L209 163L208 165L211 164V167H213V165H216L217 164L218 167H219V168L216 167L217 168V172L215 171V175L219 174L217 176H223L224 178H227L228 181L230 180L229 182L234 183L235 180H233V179L235 178V176L233 174H231V171H230V165L231 164H229V161L230 160H228L229 157H230V156H228V153L230 154L231 148L229 146V149L228 150H230V152H227L228 150H226L227 149L226 148V145L224 146V143H222V142H227L228 143V141L226 140V138L223 136L224 134L220 130V132L223 135L220 136V134H219V136L220 137L223 136L224 139H225L224 140L223 137H222V139H223V141H222V139L218 136V133L219 132L217 133V129H215V127H214L215 122L212 121V123H214V124H212L211 121H210V123H211L210 125H209V123L206 122L207 121L206 120L207 119L206 118L207 115L205 114V111L206 110H203V112H204L203 113L202 111H200L201 109H203V108H200L201 107L200 105L194 106V105H196V103L193 104L192 102H189V103H185ZM74 103H75V105L73 106ZM181 103H182V105H181ZM186 104H187V106H186ZM63 105H65V108L66 107L67 108L66 109H62ZM172 105H174L173 106L174 108L171 107ZM190 105H192V106H190ZM81 106H82V108H81ZM93 107H95V109H93ZM77 108H79V107H77ZM88 109H91L93 113L88 112L87 111ZM188 109H190V110H188ZM91 110H89V111H91ZM94 110H95V114L96 113L97 114L100 113V114H98V115L96 114L95 115L94 114ZM149 110H148V113H150ZM73 111H75V112H73ZM77 111H79V113L81 112V115L79 113H77ZM84 111H86V112H84ZM96 111H98V112H96ZM102 111H104V110H102ZM165 111H166V114H165ZM47 112H48V114L46 115ZM59 112L62 113L63 115L60 116ZM65 112H67V111H65ZM82 112H84L83 114H86V115H82ZM2 113H3V115L5 113L7 115V117L8 118L10 117V118L8 119L6 117V115L4 117L1 116ZM88 113H89V116H90V114L91 115L93 114L92 116H94V117L91 116L92 117L91 120H93V118H95V117H98V118H95L94 119V125L91 124L93 121L90 123L91 125L88 124L91 121L89 119V116L87 115ZM113 113H115V116H114ZM181 113H184V114H181ZM69 114H68V117H70ZM103 114H105L106 116L104 117ZM109 114H110V116H109ZM43 115L44 116L46 115L47 117L49 115V118L46 119V116H45L44 117L45 119H44L43 118ZM99 115H102V117L100 119H103L104 118L105 120L106 119L108 120V118H109V123H107L108 125L106 124V122H108V121L105 122L104 119L103 120H96V119H99ZM177 115L179 117H177ZM58 116L62 117L63 119L60 118V117H58ZM204 116H205V118H204ZM19 117H22V119H24V120L27 121V123H26V121H25V123H23V120H21V118H19ZM51 117L52 118L55 117V119H52ZM65 117H67V115ZM12 118L13 119L15 118L14 120H16V121H14ZM35 118H36V122H35ZM6 119L8 120V122H7ZM10 119H12V121H10ZM59 119L60 120L62 119L61 122H60ZM211 119H213V118H211ZM18 120L20 122H22V125H23L22 126V131H21V123L18 122ZM52 120H54V121H52ZM55 120H57V122H55ZM173 120H174V122H176V121L177 122L176 123H172ZM2 121H4V122H2ZM97 121H98V123L99 122H102V123L101 124L100 123L98 124V123H96ZM1 122H2V124L5 123L4 125L6 127H4V126L1 127V125H2ZM10 122H12L13 126H12V124ZM14 122L15 123H19L20 126L18 127L17 124L14 125ZM110 122L111 123L113 122V124H111L109 126ZM208 122H209V119H208ZM6 123H8V124L10 123L9 124L10 126L9 125H6ZM95 124H97V125H95ZM25 125H27L26 130L24 128ZM28 125H29V127L30 126L31 127L28 128ZM100 125L102 127L103 126L108 127L107 128V131H108L109 134L107 133V131H106L107 134H105V132H101V131H105L106 127L105 128L104 127L102 128ZM203 125L205 127L206 126L207 127L205 128ZM90 126H92L93 128L90 127ZM98 126H100V127L97 129L96 127H98ZM179 126H180V128H179ZM194 126H196V127H194ZM197 126H199V127H197ZM3 128H5V129L2 130ZM18 128H19V130H18ZM90 128H92V130L96 128L95 130H97L98 132H96L95 134H99L98 136H100V133H102L104 135V136H102L103 138L102 137L100 138L97 135H95L94 134L95 131L92 133L91 132L92 130ZM101 128L104 129V130H102ZM243 128H244V125H243ZM100 129H101V131H100ZM175 129H176V131H175ZM110 130H112V132ZM182 130L185 133H183ZM185 130H187V132ZM193 131L195 133H193ZM200 133H202V134H200ZM174 134L177 135V136H174ZM211 134L212 135L215 134L214 137H213V139H212V135ZM105 135H107V136H105ZM113 135L115 136L116 139H114V136ZM95 136L98 137V140L99 139H103L104 142H100V140L99 141H96L97 138L94 141ZM108 136H111V137H108ZM89 137L91 139L93 137L94 139L91 140ZM3 138H4V140H3ZM85 138H87V140L89 138V141L88 142L90 144L93 143V145L91 144V146H93V147L95 146V148H97L96 147V144L97 145L100 144L98 146L99 149L98 150L97 149L95 150L97 152L99 151L98 152V155L100 154V152H103V151L107 150L106 151L107 153L105 152L107 158H105V156L103 157V153H101L100 157L98 155L96 157L94 156L95 158L92 157V156H89V157H91L90 160H89V157H85V159L84 158H80V157H79L80 159L76 158L75 157L76 154L74 155V153H73V155H72V153H71L72 151H68L70 154L67 151H65L67 153V154H65V152H64L65 149L63 150L64 153L62 152L61 148H60V151L61 152H57V151H59V147L57 146L59 144H57V143H60L63 140H65L67 142H70V143H77V142H80V141L84 140ZM104 138H106V141L104 140ZM109 138L112 139V140L110 141ZM191 138H192V140H191ZM194 138H195V140H194ZM107 139H108V141H107ZM201 139L204 140V141H202ZM219 139H221L222 142ZM193 140H194V142H193ZM197 140H200V141H198V143H196ZM209 140H210V142H209ZM58 141H60V142H58ZM190 141H191V143L193 145L190 143ZM119 142H117L118 145H119ZM212 142H214V143H212ZM185 143H187V144H185ZM211 143L213 144L212 146L209 145ZM215 143H216V146H215ZM179 144H180V146H179ZM202 145L203 146L206 145L205 148ZM4 146L7 148V150H6V148ZM55 146H56V148L58 147V149H55ZM102 146L105 148V150L102 149L103 148ZM106 146L109 147V148H107ZM183 146H184V148H183ZM187 146L189 147V149H188ZM110 147H112L113 150H111ZM185 147L188 150L187 152L185 151L186 150ZM198 147H199V149H198ZM202 147H203L204 150H202ZM213 147L215 148V150H214ZM227 147H228V144H227ZM8 148L9 149L11 148V149L8 150ZM51 148H54V149L51 150ZM69 148L70 147H68L67 150H69ZM190 148H191V151H190ZM192 148H193V150L195 149V153L196 154L194 153V151L192 150ZM108 149H110L111 151L109 150L110 151L109 152ZM5 150H6V152H5ZM45 150H47V152ZM55 150H56V152H54ZM208 150H209V152H208ZM3 151H4V153H3ZM8 151H9V156L11 155L10 158L8 156V153H7ZM40 151H42V152H40ZM201 151H203V152H201ZM204 151H205V153H209V154H205ZM43 152L45 154H43ZM111 152H112V157L109 155V158H108V154H111ZM13 153H14V156H13ZM46 153H48L49 155H47ZM60 153H62V154H60ZM38 154H41V155H38ZM191 154H193V155H191ZM231 154L233 155V153H231ZM62 155H65V157H66V155H68V158H67L68 159V162L67 161H64L63 162V160H62L63 157H61ZM69 155L74 156L75 159L72 158L71 156L69 157ZM198 155H196L197 160H198V157H199ZM98 157L99 158H102L103 157V161H102V159H97ZM110 157L113 158V159H110ZM123 157L124 156H122V158ZM71 158L73 159V161L69 163V160H71ZM122 158H120V159L122 160ZM187 158H189V157H187ZM212 158H213L214 161L212 160ZM216 158L217 159L219 158L218 161L215 160ZM230 158L232 159V156ZM58 159H60L61 162ZM63 159L65 160V158H63ZM183 159L185 160V158H183ZM200 160L201 159H199L198 162ZM98 161H100V163ZM186 161H188V160H186ZM186 161H184V163H182V161H180L182 164H185V165L182 166L184 168H180L182 164L179 165L180 164V162H179L178 167L180 166L179 167L180 170L179 169L177 170L175 168L176 170H174L173 172H176V171L177 172H180V171H182V172H193V173H198V174L200 173L199 171H201V170L198 171V170H196V168L197 169H201L202 167L200 168V165L196 162V160L194 162H192V161L191 162L190 161L189 162H186ZM65 162H67V163H65ZM71 163H72V165H69ZM212 163H214V164H212ZM230 163H232V162H230ZM58 164L60 166L62 164V166L65 167V169L62 166L60 168L58 166ZM206 164H207V162L205 163V165ZM188 165L192 169L190 167H188ZM205 165H201V166H205ZM107 167H105V168H107ZM186 167H188V169ZM208 167H209V170H210L211 167L210 166H208ZM67 168H68V170H67V173H66L65 170ZM69 168L71 170L70 172H69ZM190 169H191V171H188ZM214 169L212 171H214ZM232 169H233V167L231 168V170ZM233 171H235V170L233 169ZM233 171H232V173L235 174L236 172H233ZM62 173H63V175H62ZM69 173H70V177H68L69 176ZM107 173L108 172H105L104 171V174L103 175H104L105 178L110 177V173H108V174ZM244 173H245V171H244ZM200 174H204V173L201 172ZM206 174H208V173L206 172ZM210 174H213V173H210ZM235 175L237 177V174H235ZM23 176L25 177V180H24V177ZM27 176L29 178H27ZM56 176H58V177L56 178ZM8 177H9V179H8ZM243 177H244V174H243ZM245 177H246V173H245ZM245 177L242 178L241 181L238 179V181L236 182V184H238L239 187H240L239 190L241 191V199H240V201H241L240 207L241 208H242V205L241 204H242V198H243V192H244V185L246 183ZM11 178L14 181H11L12 180ZM231 178H232V181L233 182L231 181ZM15 179H18V180H15ZM55 179H57V180H55ZM27 180L30 183H28ZM115 180L116 181H121V182L123 181V182L133 183L135 181V178L133 176H129V175H116L115 176ZM62 181H64V183H62ZM166 181H167V178H159V179H157L155 177H149V176H146V178H145V183L147 185H149V186H157L161 182H164L166 184ZM18 182H19V184H18ZM59 182L62 183V186H61V184ZM10 183H12V184H10ZM23 183H24V185H23ZM8 184H10V187H9ZM16 184H18V187H17ZM44 184H45V186H44ZM29 185H31V186H29ZM60 186H61V188H60ZM14 187H15V189H14ZM9 188H11L10 191L12 190V193L9 192ZM19 188H20V190H19ZM58 188H60V190ZM2 190H6V191H3V192H5L4 194H3ZM47 190H48V192H47ZM55 190H57V191H55ZM179 192L181 193L179 195L180 198L183 197V198L186 199V201H187V198H188V200H189L188 202H190L192 205L196 203V204H198V206H196V204H195L196 208H194V210H193V208H191V207H195V206L194 205L192 206L189 203L188 206H191V207H188V208H184L183 209V210L189 211L190 212V215H193V220L192 219H188V220H184V222H180V223L177 224L176 223V219H175L174 221H172L171 226L178 227V228H192L193 221H201V222L206 223V232L202 234L203 238H205V239H206V236L207 237L209 236L211 238L212 235H215L216 238H218V240H219V238L221 240V237H218V234H226V235H232V234H234V231H232L231 229L224 228L223 226H219V225H217L215 223L216 218L218 217V215H221L222 216V213L221 212L224 213V211H223V207H224L223 204L224 203L223 202L227 199V196L228 195H216V194H207V193H199V192H189V191H183L182 192V190L181 191L179 190ZM45 194L47 196H45ZM210 195H211V197H210ZM76 196H79V198L76 197ZM179 196H177V197H179ZM30 197L34 198L35 200L38 199V198H44V199H46V203H41L39 205L38 213L37 212H34V210L37 209V208H35V206H32L28 210L29 212H20L19 210H15V205H25V203L27 202V200H29ZM85 197L86 198L88 197V198L85 199ZM91 197H93V198H91ZM196 197H198L199 199L201 198V200L203 198L204 199L207 198V199H213V200H215V202L217 201L218 203H215L214 202V204H215L214 205V208H217V205L216 204H220L218 206L219 209H217V213H216V209H214L215 212H212L213 210L212 209L210 210V208H209V211H208V207H207L208 205L206 204V202H207L206 200L207 199L205 201H201V203H200V201ZM219 197H221V199H219ZM224 197H226V198H224ZM222 198L225 199V200H223ZM19 200H22V201L19 202ZM74 200L77 201V202H75ZM184 200H183V202H185ZM192 201H193V203H192ZM210 201L211 200H209V202ZM79 202L80 203L81 202H84V204L83 203L80 204ZM86 202H88L89 204L86 203ZM181 202H182V200H181ZM86 204H88L89 206L86 205ZM127 205L128 206H131L132 204L130 205V203H127ZM209 205L212 206L213 204H209ZM183 206H187V204L185 205V203H184ZM199 206H201L200 207L201 210H199ZM240 207H239V215H240ZM97 209H98V211H97ZM171 209H172L171 210V212H172L174 209H177V208L176 207L175 208L172 207ZM178 209H181V208H178ZM195 209H198V210H195ZM218 210H219V212H218ZM87 211L85 209L84 212H87ZM1 212H2V214H1ZM102 215H103V217H106V214L102 213ZM102 219L104 220L105 218H102ZM86 220L87 219L82 218V221H86ZM168 225L169 224H168L167 219H161V221L158 224V227L167 228ZM251 230H250V244L248 242L247 247L245 249V251H246L245 256H246V258H249L250 257V254H249L248 251L251 249V252L254 255V260H256L257 252L255 251L254 246L252 244ZM147 231H148L147 234L150 235L151 238L154 239V237L156 235V231H157L156 226L155 225L147 226ZM50 234H52V235L50 236ZM40 235H41V238H40ZM59 235L61 236V238H62V236H64L63 237L64 239L62 238V241L61 242L62 243L65 242V243H63V244L61 243L62 246H61V244L57 243L58 241L60 242V239H61V238H59V240H58L57 237H59ZM209 237H208V239H209ZM53 238H55V239L52 242V239ZM67 238L68 237H66L65 240H67ZM212 238H214L216 240L215 237H212ZM56 239H57V241H56ZM236 239H237V237H236ZM220 240H219V242H220ZM54 242H56V243H54ZM130 242L131 241H129L127 244H130ZM211 242L213 243V246H214V242L212 241V239H211ZM211 242L209 240V244ZM219 242H216V243L219 244ZM51 243H54V245L55 244L60 245L61 246L60 249L58 248V245H56L57 246L56 248H58V250H55V246H53V244H51ZM66 243H67V245H66ZM90 244L87 243V246L90 247L91 246ZM102 244H103V246H102L103 247V250H106V251H103L102 249L101 250H102V253L105 252V255L106 256H107L106 252L108 251L109 247L115 246V244L113 242H111L110 237L107 238V240H106V238H104V240L102 241ZM63 245H65V247L68 249V251H66V248L63 247ZM84 245H85V243H84ZM153 245L155 246L154 240H153ZM249 245H250V249H249ZM214 247L211 246V248H213V250L218 249V247L217 248L215 247V249H214ZM113 248H116V247H113ZM204 248L202 247V250L200 252L205 251ZM211 248H210V250H211ZM61 249H64V250H61ZM197 250L199 251L200 249L198 248ZM208 250H209V248H208ZM210 250L208 251L209 253L208 252H205V253H207V255L210 254L209 256L212 257V254L211 253H213V251L211 252ZM206 251H207V249H206ZM217 253H219V251ZM69 254H72V255L74 254V256H71V255L69 256ZM90 255L91 256L94 255V259L96 257H98L97 258L98 260H103V256H100V255L97 256L96 255V257H95V254H93V255L90 254ZM106 256H105V258H106L105 261H108V259H107ZM216 256H217V254H216ZM216 256L214 254V256L212 258L213 259V262L216 261L215 260L216 259ZM217 258L219 259L220 258V255L217 256ZM109 263H111V262H109ZM73 264H75V263H73ZM111 264H113V263H111Z\"/></svg>",
	"mask_w": 264,
	"mask_h": 264
},
{
	"label": "crops",
	"instance_id": "crops-1",
	"mask_svg": "<svg viewBox=\"0 0 264 264\" xmlns=\"http://www.w3.org/2000/svg\"><path fill=\"white\" fill-rule=\"evenodd\" d=\"M172 2L177 16L196 45L200 46L208 62L215 69L225 70L227 76L223 78L225 82L222 81V86L226 90L225 85H227L232 93H237V95H233L226 91L230 94L233 102L239 104V99L249 101L261 91L264 93V49L258 50L257 48L258 45L264 43V15L251 17L248 8L249 0H172ZM179 7L183 10V17L202 40L214 62L208 57L193 31L181 19ZM94 76L100 81L116 83L119 86L128 84L151 88L146 78L134 79L113 73ZM91 78L93 79V77ZM256 131L254 145L257 153L264 160V134L259 135V128ZM116 175L133 176L135 178L133 183L117 182L136 187H148L145 178L149 176L157 179L167 178L166 184L161 182L156 186L164 190L169 188L216 195H235L240 189L238 184L230 183L223 176L193 172H174L171 177L161 174L150 176L148 170L135 168L117 171ZM172 214L177 218V224L191 218L190 212L187 210L174 209ZM114 215L119 219L111 227V242L127 244L131 241L130 244L145 247L153 245L155 237L153 239L147 234V226L155 225L158 228L161 219H154L149 224L131 223L126 208L115 209ZM107 216L108 214L103 217L102 213H99L97 220L106 222ZM251 237L257 255L254 260L249 245V260L251 264H264V222L262 220L258 221L257 226L251 230ZM248 242L250 244V241Z\"/></svg>",
	"mask_w": 264,
	"mask_h": 264
}]
</instances>
